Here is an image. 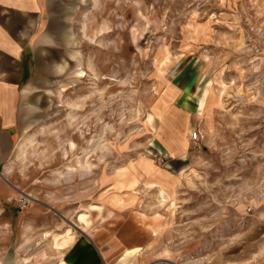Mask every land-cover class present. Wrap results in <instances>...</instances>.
Masks as SVG:
<instances>
[{
    "label": "rangeland",
    "instance_id": "1",
    "mask_svg": "<svg viewBox=\"0 0 264 264\" xmlns=\"http://www.w3.org/2000/svg\"><path fill=\"white\" fill-rule=\"evenodd\" d=\"M83 5L88 27L75 30L84 49L62 71L41 64L26 102L35 119L20 143L32 140L20 144L13 168L12 200L28 194L60 218L52 264H66L56 242L68 228L83 244L74 236L64 250L78 248L84 262L93 242L100 264H256L264 253V0ZM194 70L204 72L202 111L183 129L187 154L171 158L156 133L182 105L168 79Z\"/></svg>",
    "mask_w": 264,
    "mask_h": 264
},
{
    "label": "crops",
    "instance_id": "2",
    "mask_svg": "<svg viewBox=\"0 0 264 264\" xmlns=\"http://www.w3.org/2000/svg\"><path fill=\"white\" fill-rule=\"evenodd\" d=\"M83 2L0 0V264H52L50 234L53 228L61 226L60 218L54 216L48 203L40 199L34 198L22 209L16 205L12 200L17 196L16 184L12 182L13 168L20 158L21 137L35 119V111L26 102L41 64H60L62 71L67 69V63L74 62V56L75 62L78 61L80 56L75 49H84V39L75 30L76 27L81 30L88 27L84 22ZM56 54L60 57L58 61L53 58ZM48 68L49 72H55L51 66ZM180 79L177 81L171 77L168 84L182 103L180 107L176 106L180 110L176 112L183 120L177 114L176 118L174 114H168L165 116L166 126L161 129L159 124L156 133L161 132L163 137V155L183 159L187 154L183 129L187 128V118L194 120L201 114L198 102L206 84L204 72L199 70H194L186 79ZM177 124L181 128L175 132ZM76 221L88 226L84 215L77 217ZM74 236V231L68 228L61 241L56 242L61 253L60 263L100 264V247L91 242L89 235L90 240L86 238L91 246L83 249L86 262L77 252L78 248L64 250ZM83 237L76 234L74 245L83 244L79 243ZM258 259L256 264H264V253H260Z\"/></svg>",
    "mask_w": 264,
    "mask_h": 264
},
{
    "label": "bare ground",
    "instance_id": "3",
    "mask_svg": "<svg viewBox=\"0 0 264 264\" xmlns=\"http://www.w3.org/2000/svg\"><path fill=\"white\" fill-rule=\"evenodd\" d=\"M84 71V70H83ZM32 140L31 137H27L25 138V140L22 142L21 145H27L28 143H30V141ZM21 148V147H20ZM23 149V148H22ZM21 149V150H22ZM163 191V190H162ZM161 191V192H162ZM165 197V196H164ZM166 200V199H165ZM83 224V223H82ZM140 250V247L137 246L136 248H131V249H128V250H125L121 256V258L118 260V263L121 262V261H124L126 259H130L133 257L134 253H136L137 251ZM130 262V261H129ZM122 263V262H121Z\"/></svg>",
    "mask_w": 264,
    "mask_h": 264
},
{
    "label": "built area",
    "instance_id": "4",
    "mask_svg": "<svg viewBox=\"0 0 264 264\" xmlns=\"http://www.w3.org/2000/svg\"><path fill=\"white\" fill-rule=\"evenodd\" d=\"M255 47V46H254ZM197 132H194L192 134V139L196 140L197 139ZM30 196L28 194H19V197L16 198V205L22 209L23 207H25L29 202H30Z\"/></svg>",
    "mask_w": 264,
    "mask_h": 264
},
{
    "label": "water",
    "instance_id": "5",
    "mask_svg": "<svg viewBox=\"0 0 264 264\" xmlns=\"http://www.w3.org/2000/svg\"><path fill=\"white\" fill-rule=\"evenodd\" d=\"M7 264H10V263H7Z\"/></svg>",
    "mask_w": 264,
    "mask_h": 264
}]
</instances>
